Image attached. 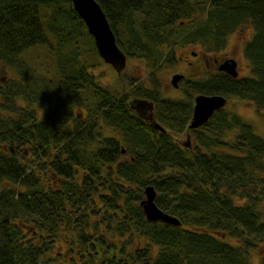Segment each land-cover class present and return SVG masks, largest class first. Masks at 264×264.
<instances>
[{
	"label": "trees",
	"instance_id": "trees-1",
	"mask_svg": "<svg viewBox=\"0 0 264 264\" xmlns=\"http://www.w3.org/2000/svg\"><path fill=\"white\" fill-rule=\"evenodd\" d=\"M97 1L128 58L152 69V88L132 94L155 102L167 132L130 108L127 83L99 82L102 58L72 0H0V68L17 74L0 76V264H252L264 240V136L223 108L190 147L177 137L194 94L264 109V0ZM247 23L251 75L193 71L186 98L163 96L157 73L177 63V46L217 52ZM37 46L53 54L52 74L24 58ZM148 185L181 226L147 219Z\"/></svg>",
	"mask_w": 264,
	"mask_h": 264
},
{
	"label": "rangeland",
	"instance_id": "rangeland-1",
	"mask_svg": "<svg viewBox=\"0 0 264 264\" xmlns=\"http://www.w3.org/2000/svg\"><path fill=\"white\" fill-rule=\"evenodd\" d=\"M192 25L193 23L190 22V26ZM253 33L254 28L251 23L242 24V26L228 35L226 46L217 52L206 51L207 49L199 43L177 46V63L160 69L157 73L159 81L162 83L163 96L168 98H186L187 95L184 82H180L178 88L174 87L172 84V75L175 73H184L187 78H194L195 75L193 71H198L201 75L210 72L206 65H203V63L205 64L203 56L206 54L205 57L209 59L211 70H213L212 66H214L213 61L215 58L224 61L226 57H233L239 63V76L251 75V65L244 54V47L253 36ZM194 52L196 53L195 55ZM24 58L31 67L39 72V74L45 75L54 72L53 54L44 46H37L29 49L25 52ZM190 64L193 66L191 67ZM151 70L152 69L146 61L137 58H128L127 67L120 75L110 64L101 59L99 65L93 69V73L103 86L115 87L122 85V83H127L122 89L133 97L132 90L138 84L143 83L145 86L151 87ZM0 76L1 78H8L17 76V74L12 67L8 68V66L5 65L0 68ZM132 80L134 84H131ZM195 95L196 94H194L193 97ZM224 109L228 112L238 113L245 121L254 126L258 134L264 136V109L258 110L254 103L240 97H231ZM76 110H84L85 113L87 112V108H85L84 105H82V108L77 106ZM85 116L84 114V117ZM183 140H186V136H184ZM193 143V140H191V144ZM236 201L238 204L242 205L246 202V199H237ZM260 206L262 207L263 203H261ZM260 211L264 213V209L260 208ZM250 256L252 264H264V240L251 249Z\"/></svg>",
	"mask_w": 264,
	"mask_h": 264
},
{
	"label": "water",
	"instance_id": "water-1",
	"mask_svg": "<svg viewBox=\"0 0 264 264\" xmlns=\"http://www.w3.org/2000/svg\"><path fill=\"white\" fill-rule=\"evenodd\" d=\"M74 9L84 21L88 32L93 36L96 48L106 63L121 74L128 63V56L119 46L116 33L101 4L97 0H72ZM219 70L232 77L239 76L238 62L234 58L225 59L219 64ZM184 78L181 73L172 76L174 87ZM228 104V99L221 94L200 93L195 98V106L189 129H198L205 125L213 115ZM130 108L148 122L155 129L164 132V128L154 118V103L146 98L135 97L130 100ZM145 198L141 201L144 214L151 222L171 223L181 226L177 216L171 215L157 205V190L154 185H148L144 189Z\"/></svg>",
	"mask_w": 264,
	"mask_h": 264
},
{
	"label": "flooded vegetation",
	"instance_id": "flooded-vegetation-1",
	"mask_svg": "<svg viewBox=\"0 0 264 264\" xmlns=\"http://www.w3.org/2000/svg\"><path fill=\"white\" fill-rule=\"evenodd\" d=\"M196 53L194 52V55H195ZM207 55V54H206ZM205 55V56H206ZM205 56H203L204 57V60H205V65H206V67L209 69V71L210 72H208V73H210V74H213L214 72H216V70L218 69L219 70V64L221 63V62H223V61H221L220 59H218V58H215L214 59V61H213V65L214 66H212L213 67V70H211L210 69V65H209V59H207ZM228 58H233V57H226L225 59H228ZM224 59V60H225ZM235 59V58H234ZM238 62V61H237ZM112 66V65H111ZM190 66L192 67L193 65L192 64H190ZM238 67H239V63H238ZM216 68V69H215ZM124 71V70H123ZM212 71V72H211ZM220 71V70H219ZM223 72V71H222ZM123 73V72H122ZM121 73V74H122ZM119 74V73H118ZM120 74V75H121ZM176 74V73H175ZM181 74H183L184 75V78L180 81V82H184V84L186 83V81L187 80H189L190 78H187V76L184 74V73H181ZM206 75V74H205ZM204 74H202L201 75V73L200 72H198L197 73V77H202V76H205ZM173 76V75H172ZM238 77H240V76H238ZM180 82H179V86H180ZM178 86V87H179ZM186 86V85H185ZM178 87H176V88H178ZM148 88V87H147ZM149 88H152V86L151 87H149ZM200 94V93H199ZM198 94H196L194 97H193V95L191 96L192 97V99H193V107H192V115H193V110H194V106H195V98H196V96H197ZM135 97H139V98H145V97H142V96H134L133 98H135ZM146 99H148V98H146ZM182 99V98H181ZM148 100H150V99H148ZM150 101H152V100H150ZM153 103H154V111H153V114H154V118H155V120L157 121V122H159L158 120H157V116H156V110H157V107H156V104H155V102L154 101H152ZM134 111V110H133ZM134 112H136V111H134ZM137 113V112H136ZM84 112H80L79 114H78V116H79V118L80 119H83V118H85L84 117ZM137 115L139 116V114L137 113ZM192 115H191V119H192ZM140 117V116H139ZM191 119H190V121H189V124H190V122H191ZM148 123V122H147ZM160 123V122H159ZM149 124V123H148ZM150 125V124H149ZM160 125H162L161 123H160ZM163 126V125H162ZM153 127V126H152ZM163 128L165 129L164 130V133L165 132H167V130H166V128L163 126ZM201 128V127H200ZM199 129V128H198ZM158 130V129H157ZM192 130H194V129H189V125H188V129H187V134H184V135H180L179 136V138L177 137V139H178V141L180 142V143H182V144H184L185 146H189L190 147V143H191V140H193V136H192V134H191V131ZM160 131V130H159ZM162 132V131H161ZM190 132V133H189ZM184 136H186V140H183L184 139ZM189 141V142H188ZM187 142V143H186Z\"/></svg>",
	"mask_w": 264,
	"mask_h": 264
}]
</instances>
